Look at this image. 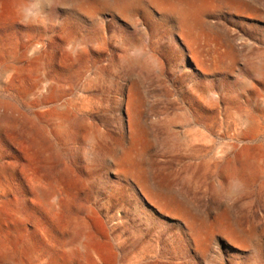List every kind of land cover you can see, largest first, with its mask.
Returning a JSON list of instances; mask_svg holds the SVG:
<instances>
[{
  "label": "rangeland",
  "instance_id": "obj_1",
  "mask_svg": "<svg viewBox=\"0 0 264 264\" xmlns=\"http://www.w3.org/2000/svg\"><path fill=\"white\" fill-rule=\"evenodd\" d=\"M125 1L129 6H132L131 11L126 13L116 12L114 7H108L107 3H112L113 0H0V264H45L49 262L55 264H134L135 258H140L138 259V261L141 260L140 264H205L206 262V264H211V260L221 261V259H223L222 264H230L229 244L222 238L212 240L211 229L218 230L224 226L223 229L231 234L244 238L246 232L248 233L250 223L247 209L243 207L245 200L244 203L238 204L234 201L227 202L225 199L226 202L223 201L222 208L218 203L214 204L211 201V189L217 182L211 176V172L206 171L205 163L214 153L217 154L224 147L234 148V155L231 154L232 157L230 155L228 160L241 153H250L256 158L259 156L257 159L260 163L261 173H259L258 186L249 189L247 198L252 200L255 207L260 210L262 225H264V86H262L264 79H255L249 71V66L252 63L264 66V0L181 1L186 28L191 35V50L196 52L197 56L210 68L209 75L200 81L204 80V85H210L211 90L206 91L207 88H200L201 92L198 94L199 101L201 94L206 95L208 99L211 96V101L205 105L207 111V113L204 112L205 118L194 114L196 121L192 127L181 125L177 130L179 133L181 132L183 155H186L187 144L189 145L185 130L194 129L196 134L199 130L197 135L202 136L201 139L199 136L195 141L194 154L192 155L195 162L192 173L185 168L188 162L185 157L180 158L179 170L181 172L178 170L177 181L169 173L160 172L151 167V154L156 151H167L162 135L156 139L157 141L152 139L150 145L147 142L146 146H143L144 156L141 160L148 163V177L155 179L158 184L161 183L160 186L166 193L174 197L177 196L176 199L192 212L190 214H193L196 227L199 226L201 229L203 228L202 230L209 231L205 235L206 238L203 237V241L205 244L212 245V251L210 246L207 253L200 248L197 251V253L199 252L198 257L193 255L192 258L189 255L181 254L176 230L168 228L161 232L156 225L143 220L138 210L142 209L135 205V200L130 199L128 194L125 199L129 198L132 205H127V210L122 207L117 208V206H113L109 210L111 216L118 214L120 218H123V221L120 219L117 222L119 226L117 225L116 234H122V241L125 243L114 242L106 220L97 213L98 207L104 204V200H102L104 197L96 191H91L88 187L87 191L84 190L82 185L78 190L76 187L66 186L72 190L73 194L76 193L75 198H81V203L89 208V212L85 214L88 217V227L86 228V234H88L83 237L80 243H74L69 237H63L57 231V225L53 220L50 223L53 224L52 228L56 233L49 231L45 222L47 219H42L44 214L41 212L36 215V212L29 209L24 219H19L18 208L22 203L19 199L21 189L15 179L12 176H7L5 172L6 162H14L11 156V151L14 148L12 141L9 140L11 150L7 152L3 146L7 142V138L4 137L5 131L1 118L6 111L12 115L20 111L32 118L41 128L47 121V118L42 114L43 109L39 107L31 109L25 104V101L27 98H34L39 93L46 94L50 83L58 82L62 87L63 92L60 90L59 93L62 98L59 103L56 102L58 104L52 105L67 106L69 103H81L84 99H94V102L99 105H96L97 108L107 112V115L102 118L103 121L108 117L116 119L119 116V109L116 106V90L124 78H127L121 63L124 52L116 42H109L106 45L100 42L102 34L100 28L104 23L108 25L104 31L107 38L113 35L122 36L121 31H124L126 36L140 40L149 54H152V50L155 48L160 50L162 54L157 58L163 65L161 83H158L156 75L150 69H146L143 75H133L132 77L134 81L147 80V83L151 85V90L156 92L153 95L154 99L164 104L170 110L171 115H178L184 121L189 114L187 108L191 100L189 89L197 83L200 84V81L194 82L189 78V62L180 58L181 51L173 45V39L176 38L172 32L175 19L171 16L163 17L159 12H153L152 17L154 16L155 19H152L147 15V6L144 2L140 4L137 0ZM176 40L181 44L178 38ZM84 41L86 42L84 43ZM74 42L79 47V56L71 55ZM82 49L85 52L81 51ZM188 54L189 52L186 51L185 55ZM179 58L181 61L178 60ZM118 66L119 68H117ZM250 85L255 86L256 91L248 87ZM229 90L233 91L232 96L236 99L232 104L221 101L222 92L226 93ZM173 98H177V101ZM134 99L137 97L135 96ZM5 100L9 103L7 104ZM13 104L14 106H12ZM226 107L228 108L226 109ZM221 108L222 110H220ZM172 112L175 113L172 114ZM240 112L245 114L248 112L247 114L250 113L249 115L253 117L258 116L255 117L258 122L256 129H244L242 132L236 130L235 119ZM94 123L97 127H101L102 120L99 116L95 118ZM233 137L237 139L235 140ZM84 146V141L76 143L68 141L60 147L56 146L61 162L65 167L67 166L66 169L71 173V176L74 179L79 178L82 183L87 180V177L82 173V167L85 164L84 160L77 156L83 151ZM168 167L166 168L168 169ZM72 207L74 209V206ZM37 208L39 207L37 206ZM214 216L215 218H212ZM19 224L23 227L27 226L31 231V238L33 237L36 243L35 255L24 254L19 244L14 241L13 237L20 227ZM226 226L227 228H225ZM154 246L160 250L159 256L145 257L141 254V250ZM199 254H202L203 257ZM262 256L264 263V253ZM132 259L134 260L132 261Z\"/></svg>",
  "mask_w": 264,
  "mask_h": 264
},
{
  "label": "bare ground",
  "instance_id": "obj_2",
  "mask_svg": "<svg viewBox=\"0 0 264 264\" xmlns=\"http://www.w3.org/2000/svg\"><path fill=\"white\" fill-rule=\"evenodd\" d=\"M181 1L182 0H137V2L140 4H142V2L146 4V12L150 18L152 17L153 12H159L161 15H163V17L171 16L175 19H173L174 26L172 32H174V36L179 39L181 44H179L174 37L173 45L176 49L181 51L180 58L182 60L186 59L189 62V78L194 82H196V80L199 82L200 79L209 75L210 68L202 59L197 56L196 52L191 50V35L186 28V20L183 17L184 10L182 9L183 3L181 4ZM107 6L114 7V11L121 13H126L132 8V6H129L125 0H113L112 3H107ZM153 17L152 19H155ZM107 28V24L104 23L103 26L101 25L100 31L102 34L100 36V42H102L104 45L108 44L109 42H116L122 48L124 56L121 59V63L127 77L124 78L123 82L116 90V106L117 109H119V116L117 115L118 117L116 119L108 117L103 121L102 118L107 115V112L105 113V110L101 111L99 108H97L96 105L98 104L94 102V99H84V101L81 103H69L67 106L52 105L56 102L59 103L62 98H60L59 95L62 87L58 82L50 83L46 94L38 92L39 94H37L34 98H27L25 101V104L31 109H34L35 107L43 109L42 114H44V116L47 118V121L45 125L42 124L43 126L41 128H39L32 118L28 117L27 114L25 115L24 112L22 113L19 111V113L12 115L9 113V111H6L1 118L5 131L4 137L7 138V142H5L3 146L7 152L10 151L11 146L9 141H12V147L14 148L11 151V156L14 159V162H6L5 172L7 176H12L15 179L18 187L21 189L19 199L22 203L19 204L18 217L19 219L23 220L26 213L29 212V209H32L34 212H36V215L41 212L44 214H42L44 216L42 219H47L45 222L49 227V231L51 230L53 233H56L52 228L53 224L50 223V221L53 220V222H55L57 225V231L60 232L63 237H69L74 243H80L83 237L88 234H86V228L88 227V217L85 214L89 212V208L86 207L84 203H81V198H75L76 193L73 194L72 190L70 188L68 189L66 186L70 185L71 187H76V190H78L82 185L84 190L87 191L88 187V189L90 188L91 191H96V193L104 197V199H102L104 200V204L101 207H98L97 213H99V216H102L106 220L107 223H105L109 226V233L114 242L118 244L125 243V241H122V234H116V228L119 224H117V222H119L120 219L123 221V218H120L118 214L111 216L109 214V210L113 206H117V208L122 207L127 210L126 206L132 205L128 200L129 198L127 200L125 199L126 195L128 194L130 199L135 200V205L142 209L138 210L142 215L143 220L156 225V227L161 232H164L168 228H174L176 230L175 232L177 233V238L180 242L181 254L186 256L189 255L192 258L194 256L198 257L197 254L199 252L197 253V251H199L200 248L203 252L207 253L210 250V246L212 251V245H210V243L205 244L203 241V237H205L209 231L206 232L207 229L204 231L202 230L203 228L201 229L199 226L196 227L197 225L195 226L196 223H194L192 217L193 214H190L192 212L185 208L182 203L176 199L177 196L174 197L173 195L166 193L160 186L161 183L158 184L155 179L148 177V163L146 164L141 160L144 156L143 146L145 143L149 142L150 145V141L152 139L156 140L162 135L164 145L167 147V151L163 150L156 151L154 153L152 152L151 167L160 172L169 173V175L172 178L174 177L176 180L179 178V171L181 172V170H179L180 158L185 157V159L188 161L185 165V168H187V170L191 171L192 173L195 162L192 155L194 154L195 141L200 136L197 135L199 130L196 134L194 129L188 130L185 128L186 130L184 133L189 140V145L187 144L188 150L186 149V155L182 154L183 151L181 152V132L179 133L177 130H179L181 125L189 128L192 127L196 121L194 114L204 117V112L207 113L205 105L211 101V96H209L208 99L206 95L201 94V96H199V101L198 94L201 92L200 88H207L206 91H209L211 90V86H205L203 83L204 80H201L200 84L197 83L190 87L189 92L191 94V100L187 107L189 114L187 117H185L184 121L178 115H171L169 113L170 110L164 104L154 99L153 95L156 92L151 90V85L147 83V80L141 79L140 81H134L132 77L133 75H143L146 69H150L151 72L156 75L158 83H161L163 79V65L159 63L157 58L158 55L161 56L162 54L160 53V50L155 48L152 50V54H149L140 43V40L132 39L131 36H126L124 31H121L122 36L113 35L107 38L104 33L105 29ZM79 42L81 43V41ZM85 42L86 41H84V43ZM97 42L99 43V41ZM81 51L85 52L83 49ZM186 51L189 52L188 55H185ZM71 55H80L79 47L76 42H74ZM180 58L178 59L179 61H181ZM249 67V71L254 75L255 79H264V66L259 63H252ZM117 68H119V66ZM248 87H251L253 90L256 89L253 85ZM32 88L34 87L32 86ZM232 92V90H229L226 93L222 92L221 101L232 104V102L236 100L234 99L235 97L232 96ZM135 96L137 99H134ZM150 99L153 100L151 101ZM176 99L177 98L174 100ZM6 102L7 104L9 103L8 101ZM173 105L175 104L173 103ZM12 106H14V104ZM10 107L11 104L9 108ZM227 108L228 107H226V109ZM220 110H222V108ZM181 111L183 110L181 109ZM247 111L249 112V110ZM175 112H172V114ZM248 112H246V114L240 112L237 118L235 117L237 131L242 132L244 129L254 130L258 126L256 119L258 116H255V118L249 115L250 113L247 114ZM181 114L184 115L186 112ZM35 116L38 115L35 114ZM97 116H99L102 120L100 128L94 123V120ZM237 131L236 133H238ZM201 137L202 136H200V139ZM68 141H73L75 143L84 141L85 143L83 151L77 156L78 158L83 159L85 164L84 167H82V173L83 176L87 177V180L83 183L79 180V178L74 179L71 176V173L66 169L67 166L65 167L63 162L60 160L56 146L59 145L60 147V145ZM203 143L205 145V142ZM233 150L234 148L224 147L220 152L217 154L214 153L211 158L209 157L210 159L205 163V167H207L206 171H210L211 176L214 177L216 179L215 181L217 182L216 185H214L211 189V201L214 204L218 203L219 207L222 208L223 201H234V203L239 204L244 203L245 200L243 207L246 208L248 212L247 215L250 223L249 230L248 233L246 232L243 238L240 235H233L226 229H223L224 226L222 229L218 230H215L211 227V238L212 240H215L216 238H222L223 240L227 241L229 244L228 251L230 254V264H264L262 262V253H264V225H262V214L260 213V210L255 207L254 202L247 198L249 189L258 186L259 173H261L260 163L257 159L259 156L256 158L250 153H241L238 155L236 154L235 158L228 160V157L233 154ZM167 166H169L168 169L166 168ZM37 206L40 209L37 208ZM72 206H74V209ZM146 206H149L150 209ZM212 208V210H214V207ZM194 218L196 219V217ZM212 218H215V216ZM20 225L21 224H19V226ZM225 228H227V226ZM13 238L14 241L19 244L24 254L35 255L36 243L33 237L31 238V231L28 230L27 226H20ZM155 246L151 248L148 247L146 250H141L140 252L145 257H157L159 256L160 250ZM199 256H202V254H199ZM138 259H132V261H135V263H133L140 264L141 260L138 261ZM222 262L223 259H221V261L211 260V264H222ZM45 264L55 263L49 262Z\"/></svg>",
  "mask_w": 264,
  "mask_h": 264
}]
</instances>
